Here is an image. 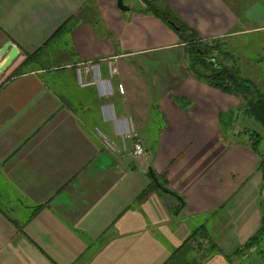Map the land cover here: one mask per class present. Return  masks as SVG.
<instances>
[{"label":"crops","instance_id":"crops-1","mask_svg":"<svg viewBox=\"0 0 264 264\" xmlns=\"http://www.w3.org/2000/svg\"><path fill=\"white\" fill-rule=\"evenodd\" d=\"M155 1L204 42L254 23V2ZM124 6L0 0V52L12 45L0 58V264H264V237L243 250L260 229L264 172L238 128L240 101L193 77L145 0ZM98 78L110 98L80 85ZM231 111L225 136L219 116ZM131 127L142 160L119 136ZM153 173L181 211L158 192L138 202Z\"/></svg>","mask_w":264,"mask_h":264},{"label":"trees","instance_id":"trees-1","mask_svg":"<svg viewBox=\"0 0 264 264\" xmlns=\"http://www.w3.org/2000/svg\"><path fill=\"white\" fill-rule=\"evenodd\" d=\"M145 3L146 9L144 13H151L155 17L159 18L161 21L171 26L179 35L181 43L185 46V57L188 70L193 77L213 89L237 98L241 103L240 111L254 119L255 122L258 123L264 130V92L261 91L254 82L243 78L237 67L219 65L211 61L209 58L210 53L219 50L217 45H220L223 40L204 42L200 40L195 33L186 28V26H184L177 18H175L170 11L166 10L162 6H159L157 1L145 0ZM75 24L76 22L73 21L70 25L73 27ZM209 44H214L215 46H208ZM203 46L206 50H198V47ZM219 53L224 59L230 58L232 60V55L229 52L222 51L220 49ZM176 102L181 107L188 105L186 100L177 99ZM236 117L237 115L235 111L223 113L219 116V123L223 135L227 136L228 130L233 128L236 123ZM242 135L247 137L251 149L261 158V169L264 172L263 153H261L258 149V145L262 139L264 140V137L259 135L257 132L250 133L249 131H244ZM150 178L151 183L139 196L138 202H143L151 193L158 192L161 195L175 198L180 203L176 212L181 211V204L184 205V201L178 195L168 190L166 174L155 175L153 173ZM195 235L196 234H193L190 240L194 239ZM263 237L264 214L261 219L259 231L247 242V244L243 247V250L250 249Z\"/></svg>","mask_w":264,"mask_h":264},{"label":"rangeland","instance_id":"rangeland-1","mask_svg":"<svg viewBox=\"0 0 264 264\" xmlns=\"http://www.w3.org/2000/svg\"><path fill=\"white\" fill-rule=\"evenodd\" d=\"M130 2L131 0H124L123 5H130ZM243 2V5H247L246 2H254L246 9L247 14L254 22L249 26L251 32L240 38L223 40L220 45L218 44L219 47L217 45L219 50L210 53L209 58L219 65L237 67L243 78L252 80L264 92V32L261 30L264 28V0H243ZM253 29L258 30L253 31ZM208 46L215 45L209 44ZM220 49L229 52L232 55V60L230 58L224 59L219 53ZM198 50H206V48L204 46L198 47ZM69 79L70 76L65 80L68 84ZM238 128L248 130L250 133L257 132L264 137V130L261 126L243 113L240 115ZM258 149L261 153H264L263 139L258 145Z\"/></svg>","mask_w":264,"mask_h":264},{"label":"built area","instance_id":"built-area-1","mask_svg":"<svg viewBox=\"0 0 264 264\" xmlns=\"http://www.w3.org/2000/svg\"><path fill=\"white\" fill-rule=\"evenodd\" d=\"M116 70H112L111 74H115ZM81 87H87V86H96L99 91L100 94L103 98H110L112 96L111 91L109 90L108 87V82L107 81H103L100 78L96 79L94 82L90 83V84H82L80 82ZM118 91L120 94H123V87L119 86L118 87ZM109 107H104L103 111L104 114L105 112L108 110ZM108 121L112 122L114 126H120L122 124H127L130 122H126L125 121H121L119 120L115 114H111L110 117L108 118ZM119 136L123 139L125 138H133V148H132V156L133 158L137 159V160H142L146 157V150L143 146V143L141 141L140 138L134 136V130L131 128H127L126 130L120 131L119 132Z\"/></svg>","mask_w":264,"mask_h":264},{"label":"water","instance_id":"water-1","mask_svg":"<svg viewBox=\"0 0 264 264\" xmlns=\"http://www.w3.org/2000/svg\"><path fill=\"white\" fill-rule=\"evenodd\" d=\"M118 8L119 10L121 11H127V8L123 5V0H118ZM11 43H8L0 52V58L9 50L11 49ZM14 60V58H10L8 59L4 64H3V67L2 69H6L10 64L11 62Z\"/></svg>","mask_w":264,"mask_h":264}]
</instances>
